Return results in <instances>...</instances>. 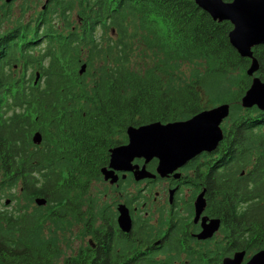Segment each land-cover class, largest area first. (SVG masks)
I'll list each match as a JSON object with an SVG mask.
<instances>
[{
  "label": "trees",
  "instance_id": "16d2710c",
  "mask_svg": "<svg viewBox=\"0 0 264 264\" xmlns=\"http://www.w3.org/2000/svg\"><path fill=\"white\" fill-rule=\"evenodd\" d=\"M42 1L39 12L32 1L20 4L15 18L8 3L0 6V195L16 202L0 206V264H55L45 230L70 220L93 235L94 248L64 264H155L134 234L146 238L151 225L115 234L116 202L103 183L95 186L100 168L109 149L127 141L126 126L186 119L222 102L230 104L223 137L193 178L206 188L207 213L223 221L222 236L209 247L196 241L198 250L186 244L185 257L176 250L165 262L221 264L234 250L263 249L264 109L240 104L251 58L230 44L232 24L194 0ZM141 50L147 62L134 61ZM252 50L264 81V44ZM128 184L120 179L111 194L125 193L131 206L138 198ZM38 196L46 204L29 207ZM183 219L170 234L175 249Z\"/></svg>",
  "mask_w": 264,
  "mask_h": 264
},
{
  "label": "water",
  "instance_id": "95a60500",
  "mask_svg": "<svg viewBox=\"0 0 264 264\" xmlns=\"http://www.w3.org/2000/svg\"><path fill=\"white\" fill-rule=\"evenodd\" d=\"M198 7L208 12L213 20H228L232 28L228 32L230 44L243 57L251 58L246 69L250 77V84L240 99L244 108L256 106L264 109V81L256 72L258 61L253 56L252 48L264 44V0H195ZM86 69L82 64L79 73ZM39 73H36L35 82ZM230 104L222 102L203 109L189 118L161 122L159 120L144 123L138 126H126L127 142L109 149L108 164L100 168L104 180L115 183L122 172H132L133 178L140 181L153 178L156 175L143 164L139 167L133 164L135 158H144L145 162L157 157L156 172L165 176L177 167L202 151L214 150L223 137L221 123L229 115ZM34 144H40L42 134L35 131L31 136ZM205 190H201L193 202L194 221H197L206 207ZM9 199L5 201L7 204ZM38 206L46 204L44 197L34 198ZM117 223L119 228L128 233L131 230L132 219L128 207L124 203L117 205ZM220 219L207 215L201 218V230L196 234L198 239H208L218 230ZM244 251H235L232 255L223 257L221 264H242ZM244 264H264V248L255 252Z\"/></svg>",
  "mask_w": 264,
  "mask_h": 264
},
{
  "label": "flooded vegetation",
  "instance_id": "af4514ba",
  "mask_svg": "<svg viewBox=\"0 0 264 264\" xmlns=\"http://www.w3.org/2000/svg\"><path fill=\"white\" fill-rule=\"evenodd\" d=\"M14 1L16 0H4L1 4L2 8L3 7H8L5 6V3H8V5H10V7L12 6V3H14ZM223 2H230L232 0H222ZM32 4V3H31ZM34 4L36 5L37 11L36 10H31V12H39L41 9H43V1L42 0H34ZM15 4L13 5L14 8ZM17 7V4H16ZM12 8V7H11ZM12 8V10H13ZM200 8V7H199ZM202 11H204L202 8H200ZM13 12H15L13 10ZM206 12V11H204ZM207 14H209L208 12H206ZM213 152V151H212ZM210 151H202L201 153L195 155L194 157H192L191 159H189L186 163H184L183 165L177 167L176 169H174L172 172H169L168 174H166L165 176H160L159 174L156 173V166L158 163V159L157 157H152L149 161L145 162L144 158H135L133 160V164H137L139 167H141L143 164L145 165V167L151 171L152 173H154L156 176L153 178H145L140 180L141 182H143V186L141 187L140 190L143 191H147L150 186L154 183H158L160 181H163L166 183V187H167V191H165L167 193V198H166V202H167V207L168 210H166L163 206H158L156 208H151L154 209L156 211H151L150 209H144L146 206L148 207L149 204H147L146 201V197L149 196V193L147 194V196L143 195L142 193L139 192V190H133L128 192L133 194L136 198H138V201L136 203H133L131 206L127 205L128 209H129V213L132 219V226H131V232L133 231V227L134 225L138 224L139 226L141 224H143L144 222L148 223L149 225H151L154 229L152 232H147L148 235L146 238L142 239L141 235L143 232H135L134 234L136 235V242L139 241L141 244H144V246L142 247L140 253H142V257H144L145 254H149V255H153L155 256V264H170L165 262L166 260H170V255L171 254H175L176 250H179L181 253L180 257H185L184 256V249H185V245H189L191 248H194L196 250H198L197 247H195V245L197 244L196 241H200L199 244H203V246H205L206 244L209 246H214L215 243H217L218 241V237L222 236V227H223V221L221 220V218L217 217L220 219V225L217 231H215L212 235V237L208 238V239H198L196 234L201 230V218L204 215H207L209 217H216V216H211L210 214L207 213L206 208L208 205L207 199H206V188L204 186L201 185L200 181L198 182V184L196 185L193 178L194 175L196 173V165L201 163L203 158L207 157L209 153H212ZM205 156V157H204ZM108 164V163H107ZM183 171H191V173L189 175L187 174H183ZM119 176L118 180L111 184L109 183V181H105L103 184L105 185L106 189L108 190L106 183L109 184V188L117 186L118 185V181L120 179H125L128 178L129 180V184L128 186L133 182L136 183L138 181H136L133 178V174L132 172H126L125 173V177L122 178V172H116ZM135 181V182H134ZM193 184L197 186V194L195 195V197L198 195V193L201 190H205L204 192V197L206 199V207L204 209V211L202 212V214L200 215V217L198 218L197 221H194V208H193V202L195 197L192 199V203L191 202H185L182 201L180 199V197L178 196L181 188L184 185H188V184ZM112 189V188H111ZM111 191V190H108ZM128 191V190H127ZM118 194H122V193H118ZM143 196V197H142ZM160 196L159 192H155V194L152 196V201L155 203L158 200V197ZM164 196V195H163ZM148 198V197H147ZM144 200L143 202L141 201ZM152 203V205H154ZM119 203H124V202H117L116 205H114L115 211L117 212V205ZM36 206V205H35ZM139 207H142L143 213H141V211L138 212V214H135V212L138 210ZM185 207H192V211L193 214H189V221L185 223V215L186 212H189L190 210L185 209ZM140 213V214H139ZM178 213L180 214L179 217ZM177 214V216H176ZM69 217V216H68ZM179 218H184L183 219V229H180L177 233V235H179V241L181 243V248L179 249H175L173 247L170 246L171 243V232H173L172 228L176 226L177 224V220ZM115 221L117 224V228L115 230V228H113L114 232L116 235L119 236H124L127 237L128 233L123 232L117 223V214L115 216ZM99 223V221H98ZM105 228H108V225L105 224L104 226ZM218 234V235H217ZM132 239V236L130 238V240ZM93 240V235L91 234V238H89L87 245L89 244V247H81L75 254H71V255H65L63 256L62 259H60L59 264H64L65 261L69 258V257H75L78 254H84L86 252V250L94 248V243L92 242ZM129 240V241H130ZM206 241V242H205ZM213 248V247H212ZM212 248H208V251L213 250ZM235 251H244V258H243V262L242 264H244L255 252L253 253H247L244 249L243 250H234L232 253H230V255H232ZM144 254V255H143ZM146 257H149L148 255ZM134 259H138V256H135ZM223 259V258H222ZM221 259V262H222ZM172 264H181L179 259H174V262Z\"/></svg>",
  "mask_w": 264,
  "mask_h": 264
},
{
  "label": "rangeland",
  "instance_id": "374dc122",
  "mask_svg": "<svg viewBox=\"0 0 264 264\" xmlns=\"http://www.w3.org/2000/svg\"><path fill=\"white\" fill-rule=\"evenodd\" d=\"M3 1L4 0H0V6H1ZM25 1H32L34 3L33 0H16V1H14V3H12V6H11L12 8H13V5L15 4V6L13 8V10L15 11V12H13L14 13L13 14V18H15V17L20 15V12H21V8L20 7H21L22 3H24ZM16 4H17V7H16ZM30 10H34V9L30 8ZM108 28L106 29L107 30L106 36L110 35L112 37H115L116 36L115 31L111 29V32H110V29H108ZM142 52L143 51L141 50L140 53L137 52V53L134 54L133 59H134L135 62H138V63L147 62L146 58H144V55L142 54ZM132 163H133V161H132ZM190 173H191V171H186V172L183 171L184 175L185 174L189 175ZM105 181L106 180H104L102 178V180H98V182H95V186L101 187V183H104ZM106 186H107L108 190H111L110 193L109 192L107 193V194L111 195V198H109L110 196L109 197L107 196L108 202H116V203L117 202H124V204L126 206L128 205L124 201V198H125V195H126L125 193L118 194V193H114L113 192L111 194L112 189L108 187L109 184L106 183ZM142 186H143V182H141V181H138L136 183L132 182L127 187V190H128L127 192H130V191L133 192V190H139V192L142 193L145 196H147V194L149 193V196H147L148 198L146 197V201H147V204H149V206L148 207L146 206L144 209L148 208L151 211H156V210L151 209V208H156L158 206H163L166 210H168L167 202H166L167 193L165 192V191H167V187H166V183L165 182L160 181L158 183L156 182V183L152 184L150 186V188L146 192L143 191V190H140ZM196 190H197V186L189 183L188 185H184L181 188L178 196L180 197V199L182 201L191 202L192 203V199L197 194ZM156 191L160 193V196L158 197V200L154 203L152 201V196L155 194ZM7 194L8 193H4V194L0 195L1 196V198H0V204L1 205L0 206H1V208H5L6 207L8 209H11V208L13 209L16 206V202L15 201H11L10 198L7 196ZM17 195L19 196L20 194L17 193ZM7 199H9V202L7 204H5V201ZM141 201L143 202L144 200L141 199ZM151 202H153L154 205H152ZM23 203H24V200L23 201L20 200V202H19L20 206H22ZM35 205L36 204H35L34 199H33L32 203H30L29 207H33ZM80 208H81V211H82V209L84 207L81 206ZM144 209L142 207H139L138 210L135 212V214H138L139 211H141V213H143ZM185 209L190 210L191 214H193L192 207L191 208L185 207ZM41 223H42V225L47 223V218H46L45 215L40 218V224ZM77 224H79V223L78 222H74L73 220H70L62 228L55 229L54 232L52 231V232L49 233L47 230H45V233H46V236H47L46 240H50V243L53 245L52 250H53V253H54V257H53L52 261L55 264H59V261H60V259L63 258V256L71 255L73 253L75 254L81 247L87 246L88 240H89V238H91V233H89L87 231L85 233H83L82 228H80L81 225H77ZM51 227H53V226H51ZM48 252H51V250H49ZM1 260L2 259L0 257V261Z\"/></svg>",
  "mask_w": 264,
  "mask_h": 264
}]
</instances>
